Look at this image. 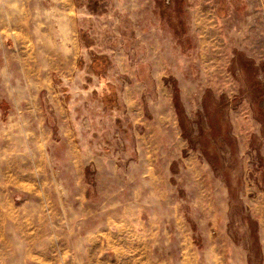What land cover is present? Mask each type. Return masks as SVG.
Masks as SVG:
<instances>
[{
    "label": "rangeland",
    "instance_id": "obj_1",
    "mask_svg": "<svg viewBox=\"0 0 264 264\" xmlns=\"http://www.w3.org/2000/svg\"><path fill=\"white\" fill-rule=\"evenodd\" d=\"M31 110L0 264H264V0H0V127Z\"/></svg>",
    "mask_w": 264,
    "mask_h": 264
},
{
    "label": "crops",
    "instance_id": "obj_2",
    "mask_svg": "<svg viewBox=\"0 0 264 264\" xmlns=\"http://www.w3.org/2000/svg\"><path fill=\"white\" fill-rule=\"evenodd\" d=\"M27 6H29V4H27ZM32 52L35 53L34 46H33ZM29 100H32V99L30 97H26V103H29ZM31 112H33V110L23 114L26 120V124H27V126L24 128L0 127V150L6 149V151L10 152L13 150H17V147H45L48 144V137H50V133L46 138L45 136L43 137V135L39 132L41 129H36L34 126L33 121L35 118L33 116L31 117L30 115ZM24 117H23V120H24ZM29 120H30V123H28ZM0 122L2 123V117H0ZM62 134L69 135V129L64 128ZM67 139L69 140L71 144V138L64 137V140L67 141ZM32 154H33V150H32ZM6 166H8V164H6Z\"/></svg>",
    "mask_w": 264,
    "mask_h": 264
},
{
    "label": "trees",
    "instance_id": "obj_3",
    "mask_svg": "<svg viewBox=\"0 0 264 264\" xmlns=\"http://www.w3.org/2000/svg\"><path fill=\"white\" fill-rule=\"evenodd\" d=\"M92 57H93V65H94V71L96 73H99L101 71H105L106 68H107V65H108V59L106 56H100V55H97V54H92ZM96 65V66H95ZM97 65H103V68L102 69H96L97 68ZM110 97H116V91L112 90V92L110 94H105L104 95V99H106V103H107V100L110 98ZM177 98L178 96H176V102H177Z\"/></svg>",
    "mask_w": 264,
    "mask_h": 264
}]
</instances>
